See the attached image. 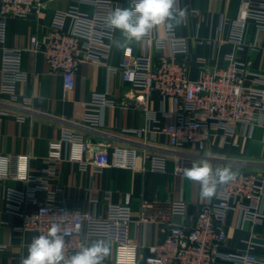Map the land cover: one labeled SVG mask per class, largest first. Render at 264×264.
<instances>
[{
    "label": "built area",
    "instance_id": "2783aa9c",
    "mask_svg": "<svg viewBox=\"0 0 264 264\" xmlns=\"http://www.w3.org/2000/svg\"><path fill=\"white\" fill-rule=\"evenodd\" d=\"M115 2L72 0L67 9L55 12L49 32L43 38L32 36L26 48H10L7 46L9 20L38 14L45 2L0 0V90L16 99L17 85L28 80L22 69L23 54L34 52L44 57L50 75L61 77L64 94L72 92L82 64H103L110 59L117 31L105 27L104 19ZM239 2L238 17L235 20L224 17L222 23L230 26L228 39L241 50L248 24L253 23L257 32H264V0ZM129 3L131 6L132 0ZM82 6L91 7L92 13L83 11ZM140 43L141 53L134 54L131 47L125 48L122 62L111 67L110 72H120L125 83L143 92L147 124L124 132L143 138L144 147L91 144L78 133L77 124L66 122L60 137L48 143L43 158L46 165L39 174L30 173L31 158L27 155H0V180L24 184L22 189L8 187L5 191L10 211L22 220L20 230L31 234L33 239L46 235L52 223L60 224L66 255L78 251L82 243L104 239L110 243V253L103 264H264L255 253L261 245L253 238L244 249L224 251L231 212H240L243 222H264V175L253 171H237L234 181L218 185L216 195L200 206L190 227L171 222L166 215H149L146 210L154 207L150 202L141 204L140 216L134 220L129 194L122 204L109 203L104 213L56 202L59 189L53 190L51 182L61 161L76 163L80 170L92 169L96 173L111 166L168 173L169 156L150 151L147 143L149 134H163L176 153L171 172L185 177V170L192 164L177 150L190 147L206 151L217 137L220 143L229 144L237 134L238 125L251 131L264 117V75L251 71L248 63L235 53L226 55L225 67L203 66L200 77L193 80L188 76V38L178 35L175 28L171 32L168 28L163 32L155 28ZM257 48V44L252 46ZM153 93L174 102L172 110L165 107L162 110V116L170 120L166 126L153 125L157 118L147 107ZM116 104L108 92L94 93L81 126L99 130L103 126L102 113ZM187 208L188 202L183 199L172 201L169 215L183 216ZM151 222L166 224L167 235L146 255L144 245L132 240L131 227L133 223ZM3 249L5 246L0 245V250Z\"/></svg>",
    "mask_w": 264,
    "mask_h": 264
},
{
    "label": "crops",
    "instance_id": "0c3cea01",
    "mask_svg": "<svg viewBox=\"0 0 264 264\" xmlns=\"http://www.w3.org/2000/svg\"><path fill=\"white\" fill-rule=\"evenodd\" d=\"M44 8L38 13L22 19H10L8 23L7 46L26 48L32 36L43 38L48 32L56 11L67 9L72 0H43ZM130 7L129 0H116L114 8ZM178 8L186 10V16L175 27L178 35L188 38L189 63L188 76L197 80L202 67L209 69L225 67V57L235 53L248 63L251 71L264 75V32H257L253 23L248 24L241 50L229 41L230 26L224 25L223 18L235 20L240 11L239 0H178ZM85 12L92 8L82 6ZM167 28H156L163 32ZM117 30L110 59L105 63H84L80 66L76 87L64 94L61 77L49 74L47 63L41 54L25 52L22 69L28 75L26 82L16 87V99L0 90V155H27L29 171L39 174L45 167L44 157L48 143L57 140L63 124H77V131L88 143H110L112 145L139 146L143 148L144 139L124 130L139 129L147 124V112L142 101L143 92L125 83L120 72H110L123 60L125 48L131 47L134 54L141 53V43L121 49L116 41L122 40ZM257 44V49L252 46ZM2 67L0 49V72ZM96 92H108L117 104L106 108L103 126L99 130L82 127L86 106ZM29 102V108H26ZM27 104V105H26ZM149 110L155 113L154 126H166L170 120L162 116L164 107L174 108L172 100H163L153 93L147 102ZM147 143L152 152H163L170 158L168 173L143 172L111 166L102 173L92 169L82 171L76 163L61 161L56 166V176L51 188L57 190L58 203L79 210L104 213L109 203L122 204L126 195L131 196L133 219L138 220L141 204L150 202L153 208L146 212L151 215H166L174 223L190 227L194 224L200 206L206 202L201 196V185L186 177L171 172L174 165L175 150L171 149L168 137L163 134H149ZM189 158L191 164L207 161L210 166L228 167L232 171H253L264 175V117L250 131L244 125L237 126L235 138L229 144L214 139L206 151L196 148L177 150ZM22 189L24 184L15 180H0V264H19L27 256V246L32 235L20 230L22 220L10 211L5 198L6 188ZM188 202L183 216L169 215L172 201ZM264 210V203H263ZM228 238L224 247L226 252L244 249L250 239L261 246L255 251L264 260V222L253 224L242 221L240 212H231L227 223ZM167 235L166 224L151 222L133 223L131 238L144 245L143 252L148 255L151 248ZM112 264V263H111Z\"/></svg>",
    "mask_w": 264,
    "mask_h": 264
},
{
    "label": "clouds",
    "instance_id": "9594fccd",
    "mask_svg": "<svg viewBox=\"0 0 264 264\" xmlns=\"http://www.w3.org/2000/svg\"><path fill=\"white\" fill-rule=\"evenodd\" d=\"M177 4L178 0H132L130 7L112 10L105 17L104 25L122 34L123 39L115 43L123 49L141 41L158 26L166 25L173 31L186 16V10L178 8ZM184 175L200 183L201 196L209 201L216 195L218 185L234 181L237 173L228 167L213 170L207 161H200L187 168ZM65 247L61 225L52 223L46 235L32 239L27 246V256L21 258L20 264H103L110 253V243L104 239L82 243L71 255H66Z\"/></svg>",
    "mask_w": 264,
    "mask_h": 264
}]
</instances>
